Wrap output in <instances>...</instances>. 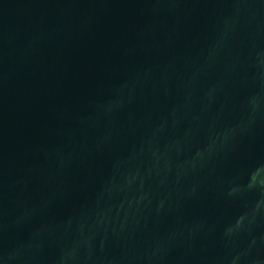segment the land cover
I'll return each instance as SVG.
<instances>
[{
    "label": "water",
    "instance_id": "95a60500",
    "mask_svg": "<svg viewBox=\"0 0 264 264\" xmlns=\"http://www.w3.org/2000/svg\"><path fill=\"white\" fill-rule=\"evenodd\" d=\"M214 0H0V264H220Z\"/></svg>",
    "mask_w": 264,
    "mask_h": 264
}]
</instances>
